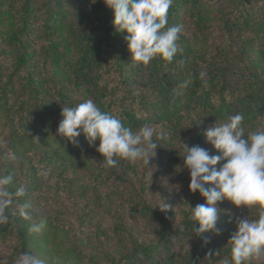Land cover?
I'll return each mask as SVG.
<instances>
[{
	"label": "trees",
	"instance_id": "trees-1",
	"mask_svg": "<svg viewBox=\"0 0 264 264\" xmlns=\"http://www.w3.org/2000/svg\"><path fill=\"white\" fill-rule=\"evenodd\" d=\"M113 19L104 0H0V148L11 155L0 158V176L11 174L25 188L0 225V264H14L22 252L47 256L48 264H218L230 254L228 247L205 244L208 232L197 237L193 231L199 224L190 207L206 200L190 191L184 149L177 146L222 155L204 132L237 113L244 115L245 137L264 129V0H174L168 26H181L182 51L171 62L157 56L148 65L131 61L127 33L117 32ZM86 99L134 132L145 123L163 128L166 138L149 161L165 171L147 183L148 169L139 173V162L117 158L114 173L103 166L99 140L90 146L83 133L78 143L58 135L62 107ZM46 167L67 182L61 189L67 200L43 209ZM85 176L98 183L91 190L96 199L84 206L90 211L82 212ZM111 176L123 210L99 194ZM160 176L184 183L170 195L157 193ZM24 203L31 205V220L19 215ZM164 203L167 211L159 207ZM42 221L39 233H29L30 224ZM217 251L220 257L209 255Z\"/></svg>",
	"mask_w": 264,
	"mask_h": 264
},
{
	"label": "clouds",
	"instance_id": "clouds-1",
	"mask_svg": "<svg viewBox=\"0 0 264 264\" xmlns=\"http://www.w3.org/2000/svg\"><path fill=\"white\" fill-rule=\"evenodd\" d=\"M96 3V0H91ZM174 0H104L113 10L112 21L117 32L127 33L125 40L131 61L148 65L157 56L171 62L182 49L178 43L182 29L179 25L168 26V11ZM181 63H183L181 61ZM205 74L201 73V77ZM187 84L181 85V89ZM181 94V93H177ZM57 133L72 143L83 133L90 146L99 140L97 151L102 154L103 166H116L118 159L135 162L149 161V150L155 155L157 144L153 141L155 127L145 123L138 131L123 125L121 120L102 111L92 99H86L75 107H62ZM244 115H230L226 122L208 128L204 132L206 141L222 155H211L199 146L189 147L183 143L184 165L190 171L189 189L199 192L206 203L191 208V220L199 224L193 229L200 237L208 231L218 232L216 225L222 211L217 202L228 200L236 207H255L257 217L235 219L236 231L229 243L230 254L219 259L218 264H250L252 259L264 257V129L249 132L245 137ZM226 160L219 169L215 166ZM211 185V187H208ZM14 188V191L12 190ZM25 194L23 186H15L13 176H0V225L7 224L6 209L13 199ZM31 205L20 206L19 215L31 220L28 211ZM162 211L170 207L164 203ZM45 222L29 225V233H39ZM208 238L204 237L207 244ZM209 255L220 257V251ZM14 264H45L44 259L22 252Z\"/></svg>",
	"mask_w": 264,
	"mask_h": 264
},
{
	"label": "rangeland",
	"instance_id": "rangeland-1",
	"mask_svg": "<svg viewBox=\"0 0 264 264\" xmlns=\"http://www.w3.org/2000/svg\"><path fill=\"white\" fill-rule=\"evenodd\" d=\"M155 132H156V134L153 136V141L156 144L163 142L164 139L166 138L165 130L161 127H155ZM162 139H163V141H162ZM177 147L183 148V145L179 144V146H177ZM152 152H153L152 150H149V152H148L149 157H150ZM0 155H1L0 158H2V155H3L6 157L7 160H9L11 157L10 153L7 152L4 148H0ZM0 160L2 161V159H0ZM137 162H139V169H138L139 173L142 172L143 170L148 169L147 174H151L149 176L148 180H146L147 183L150 182L149 179H151L154 174H156L157 172H164L165 171L164 166H162L160 168L156 167V163H157L156 161H148V164L144 160H137ZM15 168H17L18 172H21L17 163L15 164ZM109 169L113 170V171L115 169L116 171H114V173H119L118 168L116 166L110 167ZM44 170H45V172H43L44 178L41 179V183H43V185H42L43 187H42V191H41V199H40V205H39L43 209L46 207L49 208V206H51L55 201L67 200L66 194L64 192H62V190H61L64 186L67 187V185H66L67 182L64 180H61V177H59L57 175V173H54L51 175L49 173L50 167H46ZM68 175L69 174H67V176ZM181 175L184 176V174H182V173H181ZM23 176H24L23 172L19 173L17 179H20V178L23 179L22 178ZM69 176H71V175H69ZM115 176H117V175H115ZM115 176H111V178L108 179L109 183L105 182L106 180L104 181L105 187L103 185L99 184V186H98L99 187V194H101L102 192L104 193V195L102 197L103 199L105 197V194L109 195L113 199V206H114L113 208H115V210H123L124 205H125L124 196L120 192V189H119V193H117L118 190H116V186L113 185V184L116 185V182L118 181V180L114 179ZM85 177L82 180H83L85 185L89 186L88 187L89 192H88V195L85 197L86 201L82 200V199L78 200L79 207L81 206L82 208L85 206V204L87 202L92 203V201L96 199L95 192L92 193L91 190H93L94 183H98V181H93V179H89L88 176L86 178ZM112 181H115V183L112 184ZM80 183H82V182L80 181ZM154 183H157V186L158 185L160 186V190H158L157 193L163 192L165 195H170L171 194L170 191L179 188L180 183H184V182H183V180L180 181V179L178 182V179H176L175 177H172V176L171 177L163 176L160 178L159 183L158 182H154ZM51 188L54 192L50 191ZM58 188H60V191L58 190ZM77 188L78 187H75L73 189V196L74 197L79 196L76 194ZM108 188H110L113 191L115 190L114 197H113V191H112V195H111V193L110 194L106 193V192H110V189H108ZM120 198H121V200H120ZM101 202H102V199L99 201L97 200L96 203L101 204ZM217 207L222 210L220 212V218H219L217 225H216V227L219 231L218 232L208 231V240L210 242L221 245L222 247H228L229 249H231V245L228 243H229V240H230L232 234L236 231L235 219L237 217H239V218L249 217L250 219H255L257 217V215H256L257 211L254 210V207L251 209L244 207V206L236 207L235 205H233L228 200H222V201L217 202ZM95 210H99V212H98V218H99L100 212L102 211V208L99 207L98 209H95ZM85 211H90V210H86V208L84 207V210H82V212H85ZM41 259H44L45 264H48L47 256H45L44 258H41ZM251 262H255V263L264 262V257H262L260 259H252Z\"/></svg>",
	"mask_w": 264,
	"mask_h": 264
}]
</instances>
